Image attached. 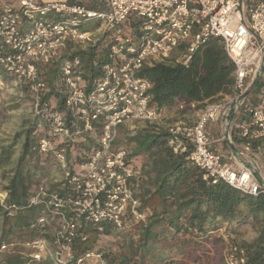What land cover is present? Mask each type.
<instances>
[{
	"label": "built area",
	"instance_id": "1",
	"mask_svg": "<svg viewBox=\"0 0 264 264\" xmlns=\"http://www.w3.org/2000/svg\"><path fill=\"white\" fill-rule=\"evenodd\" d=\"M104 2L106 9L96 11L59 1L0 0V72L10 76L13 88L28 87L33 114L45 119L53 139L41 138L37 150L54 158L51 180L60 190L42 180L28 200L29 207L41 209L30 225L37 236L24 244L29 250L27 264L47 259L52 264H84L92 257L105 264L102 255L91 250L75 253V242L88 238L80 234L81 227L90 224L101 233L107 224L119 232L129 217L135 223L146 222L148 215L133 185L139 173L128 151L114 149L113 144L121 126L135 128L162 120L163 109L149 107L151 82L137 74L146 63L168 58L180 47L176 61L187 65L199 47L218 39L233 64V82L230 94L206 104L193 124L166 128L167 146L198 168L204 180L223 181L247 195H264V185L257 179L259 152L252 147L256 141L264 142V0L248 7L244 0ZM130 20L136 33L126 34L123 24ZM90 22L109 32L112 62L101 66L100 77L87 89L80 60H64L55 88L64 96L66 112L50 110L40 104L47 86L38 66L59 60L69 42L86 47L99 30L82 29ZM195 107L196 103L189 104L191 110ZM214 122L228 132L222 139L229 144L234 137L240 139L236 155L247 156L248 166L223 162L207 130ZM94 124H100L98 133ZM95 133L96 145L80 162L77 175L69 168L68 149ZM236 155L231 159L236 161ZM4 184L0 170V207L14 213L18 206L6 203ZM6 249L0 246V251ZM223 261L248 264L237 244H229Z\"/></svg>",
	"mask_w": 264,
	"mask_h": 264
},
{
	"label": "trees",
	"instance_id": "2",
	"mask_svg": "<svg viewBox=\"0 0 264 264\" xmlns=\"http://www.w3.org/2000/svg\"><path fill=\"white\" fill-rule=\"evenodd\" d=\"M102 4L104 9L96 11L106 9L104 1ZM127 24L136 33V24L132 20ZM87 26L88 23L82 29L88 30ZM109 35L104 31L102 35L89 40L84 48L69 42L67 52L59 60L38 66L39 76L47 86V91L40 98L41 105L50 110L66 112L64 96L55 88L64 60L78 58L86 88L92 87L101 75V66L112 62L107 49ZM182 49L180 47L168 58L146 63L138 72L139 77L152 84L149 107L178 108L185 113L191 111V103H196L195 109H200L230 94L234 67L218 39L199 47L187 65L176 61ZM23 89L31 95L26 85ZM94 127L98 132L100 124H94ZM123 128H118V138L113 147L126 149L130 160L137 156L152 159L156 172L154 194L159 208L147 217L144 224L134 222L137 228L132 232L134 237L129 240L125 254L117 257L110 251L106 254L112 264H218L215 260L207 259V249L203 245L208 241L212 246L217 243L219 238L215 239L212 235L223 223L236 226L251 224L256 236L251 241L239 244L232 241V244L244 249L248 264H264L263 194L251 196L223 181L212 183L204 180L203 173L191 166L184 156L171 152L167 146L166 130L147 128L126 136L123 143L118 136ZM43 137L53 139L45 119L34 115L8 145L0 148V170L5 181L6 203L18 206L14 213L0 207V246H7L6 250L0 251V264H27L29 250L24 244L37 236L30 225L40 214L41 208L29 207L28 200L41 181L51 176L55 167L51 155L40 154L37 150V143ZM83 158L81 153H75L74 148L68 149L72 172ZM50 188L60 191L56 184H51ZM112 231L107 224H104L101 233L90 224L81 227L80 234L88 238L85 242H75V253L78 255L90 250L88 244L92 234H110ZM38 264L52 262L47 259Z\"/></svg>",
	"mask_w": 264,
	"mask_h": 264
},
{
	"label": "rangeland",
	"instance_id": "3",
	"mask_svg": "<svg viewBox=\"0 0 264 264\" xmlns=\"http://www.w3.org/2000/svg\"><path fill=\"white\" fill-rule=\"evenodd\" d=\"M128 24L124 23L122 29L124 33L132 34L133 28H131L130 25ZM87 28L91 30H95L96 28L97 29L99 28L97 33H95L96 36H100L104 33V30L99 27V24H93V22L88 23ZM66 52L67 50L65 51V53ZM17 99L18 97L17 95H14V92L9 93V95L5 94L4 99L0 98V148L1 146L8 145L11 141V138L16 133L20 132L22 128L34 118V114L32 111L33 110L32 101L26 100L25 102L21 104ZM197 110H202V108L193 109L191 111L182 113L179 120H175L171 118H168L166 120L163 117L162 120L158 124H153V125L139 124V125H136L135 128H132V126H124V128L121 129L119 132V135H118L119 140L124 143L126 136L135 134L137 132H142L146 130L147 128L159 131V130H166V128H168L169 126H172L178 123L193 124L197 119L193 112ZM96 133L88 136L85 141H78L74 145L75 153L76 152L78 154L81 153L83 157L86 154H88V152L92 148H94V145H96V138H97ZM146 157L145 159H143V161H142V156L133 157L131 160V165L138 166L142 164L141 170H143V167L146 166L144 161H146L149 158V157L148 158ZM74 171L76 172L77 175L81 174L80 164H76L74 166ZM53 172L51 173L50 177L45 179V183L49 188H50V185L52 184L51 177L53 176ZM139 176L143 178V173L139 172ZM146 182L145 184H147V186L149 187L150 179H147ZM140 186L142 185L140 184ZM140 188L145 189V191L146 190L149 191V189L148 188L146 189L144 186ZM147 193H144V195L145 194L147 195ZM144 195L143 193H141L140 195H137V197L140 198L141 203H142L141 209L144 210V207L149 204L158 205L157 199H155L154 202L153 201L150 202L149 200L147 201L143 199ZM134 224H135L134 221L131 220V222L127 223V227L123 231L118 232V231L113 230L110 234L94 233L92 234V237L89 240L88 247H90L91 251L101 254L102 258L104 259L105 264H110L111 262L106 257V254L110 251L112 252V254L114 253V255L117 257L120 254H123V253L125 254V252H127L129 240L134 237L133 236L134 234L132 232H134V229L137 228V226ZM229 226L230 225H227V226L221 225V228L213 233L212 236L215 239L219 238V240L214 246L211 245V241L210 242L208 241L206 244L203 245V247L207 249L205 253V256H207V259L215 260L217 261L218 264H224V261H223L224 254L229 244H232V241L236 242L237 244L243 241H251V238L253 234L255 233V229L251 224L242 225L238 227L237 226L229 227ZM84 264H100V263L98 259H96L95 257H92L90 259H87Z\"/></svg>",
	"mask_w": 264,
	"mask_h": 264
},
{
	"label": "crops",
	"instance_id": "4",
	"mask_svg": "<svg viewBox=\"0 0 264 264\" xmlns=\"http://www.w3.org/2000/svg\"><path fill=\"white\" fill-rule=\"evenodd\" d=\"M38 2H71V3H75L77 5H81L83 7H85L86 9L89 10H99V9H104L103 6V1L104 0H37ZM260 0H244V5L246 7L248 6H252L255 3H257ZM67 50V48H65L63 50V54H65V51ZM1 73V72H0ZM1 77L4 80L5 83V88L3 89V87L0 89V98L4 99V95L14 92V95H17L18 97V101L22 104L23 102H25L26 100H30L32 101V96L27 92L24 91L23 87L22 88H13L11 85V81H10V76L1 73ZM9 88V89H8ZM254 93H256V90L254 92H252L251 95H254ZM201 110H197L194 113L195 117L197 118L199 113ZM163 117L167 120L168 118L171 119H175V120H179V118L181 117L182 112L180 111V109L178 108H164L163 109ZM195 118V119H196ZM219 122H214L208 125L207 130L210 134V136L214 139V141H216L213 144V149H215L216 151H218L222 156H223V162L227 163V164H232V165H239L238 163H240L241 165L244 166H248V162H249V158L247 156H238L236 154L239 153V151L241 150V141L238 137H234V141H233V148L230 147V144L223 140V136L225 134V131L223 130V128H221L220 123L218 125ZM163 124V123H161ZM124 127V126H122ZM99 130V129H98ZM98 133V132H97ZM17 147H15V149L17 150ZM253 149L254 150H258L259 152V157H258V165L260 167V173L259 176L257 175V179L263 183L264 185V142L262 141H256L253 143ZM236 155L237 159L232 160L231 156ZM138 157V156H137ZM146 156H142V161L143 159H145ZM148 158V157H146ZM132 160V159H131ZM144 163L146 164L145 167H143V170H141L142 168V164L138 165V166H134L138 173L141 172L143 173V178H141L139 175L133 180V185L135 187V191L137 193V195H140L141 193H147V195L145 194L143 199L144 200H149L150 202H154L156 199L155 196V179H156V172L153 169V164H152V159H147L146 161H144ZM147 179H150V186L148 187L147 184H145V182L147 181ZM144 181V182H143ZM147 183V182H146ZM140 184L142 186H144L146 189L148 188V190L145 191V189H141ZM142 191V192H141ZM159 206L158 205H147L144 207V211L146 212V214L148 216H150L155 210H158ZM127 222H131L130 217L127 218ZM223 226H236L233 224H228V223H223ZM229 226V227H230ZM238 227V226H237ZM256 236V234L254 233L251 240Z\"/></svg>",
	"mask_w": 264,
	"mask_h": 264
},
{
	"label": "water",
	"instance_id": "5",
	"mask_svg": "<svg viewBox=\"0 0 264 264\" xmlns=\"http://www.w3.org/2000/svg\"><path fill=\"white\" fill-rule=\"evenodd\" d=\"M256 81H257V80L255 79V80L252 82V84H251V86H250V89L254 87V85L256 84ZM227 136H228V132L226 131V132H225V137H227ZM230 147L233 148V145L230 144Z\"/></svg>",
	"mask_w": 264,
	"mask_h": 264
}]
</instances>
